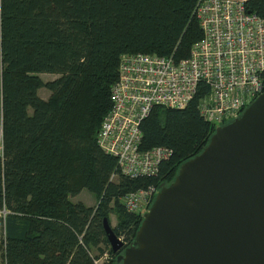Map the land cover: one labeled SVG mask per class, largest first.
Segmentation results:
<instances>
[{"label":"trees","instance_id":"obj_1","mask_svg":"<svg viewBox=\"0 0 264 264\" xmlns=\"http://www.w3.org/2000/svg\"><path fill=\"white\" fill-rule=\"evenodd\" d=\"M197 1L0 0L1 264H119L103 219L114 212L113 231L133 241L142 215L121 198L170 184L206 145L216 126L198 108L207 87L200 81L184 107L157 104L142 119L140 148L172 149L154 176L121 174L97 132L121 55L188 56L202 36ZM244 3L264 17V0ZM39 72L58 75L43 80ZM83 189L95 206L71 199Z\"/></svg>","mask_w":264,"mask_h":264},{"label":"built area","instance_id":"obj_2","mask_svg":"<svg viewBox=\"0 0 264 264\" xmlns=\"http://www.w3.org/2000/svg\"><path fill=\"white\" fill-rule=\"evenodd\" d=\"M244 1L198 0L194 10L202 36L192 44L188 56L121 55L118 76L111 86V107L97 132L98 145L115 156L121 174L154 176L161 161L171 154L172 149L165 145L139 146L140 123L154 105L184 107L202 81L207 91L199 99V112L217 125L238 116L264 90V17L247 9ZM159 189L150 184L125 194L121 198L124 209L142 213ZM6 214L7 209L1 207L0 218Z\"/></svg>","mask_w":264,"mask_h":264},{"label":"water","instance_id":"obj_3","mask_svg":"<svg viewBox=\"0 0 264 264\" xmlns=\"http://www.w3.org/2000/svg\"><path fill=\"white\" fill-rule=\"evenodd\" d=\"M136 237L104 231L119 264H264V90L181 162Z\"/></svg>","mask_w":264,"mask_h":264},{"label":"rangeland","instance_id":"obj_4","mask_svg":"<svg viewBox=\"0 0 264 264\" xmlns=\"http://www.w3.org/2000/svg\"><path fill=\"white\" fill-rule=\"evenodd\" d=\"M38 75L43 80H48V79L56 77L58 74L57 73H52V72H39ZM38 93L42 97H47V95L49 94V90L46 89L45 87H40L39 90H38ZM29 109L31 110V108H29ZM71 199L73 201H83L84 203H86L87 205H90V206H95L96 205L95 197L92 194H90L88 191H86L85 189L80 191L77 195L71 197ZM109 217H110V224H111L112 227H114L116 225V223H117V216H116V214L114 212H111ZM0 233H1V230H0ZM0 238H1V235H0ZM0 254H1V252H0ZM1 261L2 260H1V256H0V264H1Z\"/></svg>","mask_w":264,"mask_h":264}]
</instances>
